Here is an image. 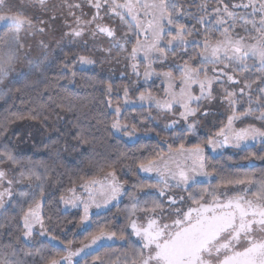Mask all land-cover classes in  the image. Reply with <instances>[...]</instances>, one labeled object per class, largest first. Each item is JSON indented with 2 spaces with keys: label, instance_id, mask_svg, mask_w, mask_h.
<instances>
[{
  "label": "snow or ice",
  "instance_id": "6c2138e0",
  "mask_svg": "<svg viewBox=\"0 0 264 264\" xmlns=\"http://www.w3.org/2000/svg\"><path fill=\"white\" fill-rule=\"evenodd\" d=\"M29 3L39 14L26 15L8 0H0V26L4 29L0 32V101L5 104L15 93L33 86L25 73L14 75L22 57L30 54L27 38L43 34L57 18L55 6L48 19L43 18L42 14L50 11L49 0ZM85 6L91 10L90 16L83 11ZM62 7L72 17V23L65 19L68 31L63 33L70 45L87 48L86 37L95 40L103 36L108 41L107 47L93 46L88 55L77 53L69 59V53H63L62 73H71L74 82L77 73L72 66L77 63L123 64L125 70L120 75L128 83L117 90L115 104L113 84L107 83L105 89L107 107L114 113L111 122L105 123V131L113 138L155 132L167 152L161 147L138 162L137 171L156 183H134L131 191L114 162L86 157L97 175L82 176L79 184L70 178L73 186L65 189L58 201L64 210L82 209L80 222L90 227L92 215L118 207L125 196L130 206L122 210L123 224L116 216V227L110 221L98 225L86 242L73 248L74 241L65 243L51 235L42 214L53 185L63 188L60 174L53 175L55 170L44 161H22L7 135L14 120L0 123V264H38L37 257L42 264H80L81 260L85 264H264V169L260 179L246 174L223 179L210 189L194 188L203 183L197 177L211 178L215 172V168L209 171L206 150L240 149L257 141L264 145V0H63ZM105 18L111 23H105ZM39 43L47 47L43 40ZM153 89H160L163 95L154 94ZM214 103L227 106V122L186 147V136L197 133ZM136 105L146 109L140 113L142 120L156 122L152 109L171 119L161 131L139 127L136 116L131 123L127 117L122 120L124 111ZM66 110L72 112L73 108ZM38 115L28 118L36 120ZM237 121L253 122L237 128ZM72 128L74 133L60 128L55 133L58 138L70 134L78 142L71 146L73 150L90 142L91 128L78 124ZM168 131L180 141L178 147L161 135ZM171 154L183 156L186 163L173 167ZM79 155L85 157V152ZM244 159L255 167V160L264 161V155L253 152ZM17 170L18 175L9 178V172ZM93 208L95 213L90 211ZM37 236L59 249L56 257H46L45 247H36L42 244ZM57 240L58 244L52 243ZM114 246L123 251L117 253Z\"/></svg>",
  "mask_w": 264,
  "mask_h": 264
},
{
  "label": "flooded vegetation",
  "instance_id": "af4514ba",
  "mask_svg": "<svg viewBox=\"0 0 264 264\" xmlns=\"http://www.w3.org/2000/svg\"><path fill=\"white\" fill-rule=\"evenodd\" d=\"M9 2L11 0H8ZM50 1V0H49ZM105 21H107V18H105ZM109 23V22H107ZM47 60L44 59L43 57H39L34 55L32 51H30V54L26 57H22L21 63L17 65L16 73L14 75H17L21 72L25 73L27 75V78L30 79V81H38V82H43L44 80L48 79L47 76L45 75H39L44 73V67L46 66ZM34 79V80H33ZM30 91V88L28 89ZM30 93V92H29ZM72 98L69 97H64V100H71ZM74 101V99H72ZM29 101V100H28ZM25 102L23 107H19L16 109L15 113L17 115H22L25 117V119H15V117L11 116L9 111H5L4 109L7 108V105L5 104L4 101H0V123H7L9 120H14V123H11L9 125V132L8 136L11 137V142L10 146H14V154H21L20 158L22 161L25 163L28 160H32L33 162L39 163L40 161H44L47 165H49L50 170L54 169L55 174H59L61 172L62 174H66L64 177L60 176V179L62 181L63 186L67 185V188L72 187L71 180H75V176H79L80 174L87 173L86 176L83 175V177H91L97 175V172L95 169L91 168L88 163L86 157H91V151H95L94 143L93 141L89 142L88 144L80 145L81 147L76 148L73 150L71 148L70 142L68 147L71 148H66L65 150L63 148V145L61 143L60 137H55L54 139L46 138L45 132L46 128L48 125H52V119L54 120L53 128L51 130H55L56 128L59 127V122L57 117L59 116L57 114V109L56 108L53 111V117L49 116L47 121L44 120V117H46L47 114H45L44 109L40 107L39 109L33 108H26L27 104ZM73 101H68V102H73ZM77 104L76 106V114L75 117L72 118V120L76 122V124L86 127L91 128V135L89 136V139H92V136L97 134L96 131H98L99 125L96 127L93 126L94 123V118L96 117L95 115L99 114V111L95 110L94 107L92 106V103L87 102V106H85L82 102L79 101V103L75 102ZM69 106L68 104H65L64 106L59 108V111L62 113L64 109H67ZM8 109V108H7ZM66 114H72V112L66 111ZM42 116L41 119H36L33 120L35 122H39L41 128H34L32 129L31 124H30V118H28L31 115H37ZM45 114V115H44ZM44 115V116H43ZM85 116V117H84ZM99 117V115L97 116ZM86 120V123L84 124L81 122V120ZM71 121V119H70ZM42 122V124H41ZM50 122V124H48ZM73 123H71L72 125ZM216 124L215 126H217ZM63 126V125H62ZM238 126V125H237ZM236 126V127H237ZM101 127L103 128V125L101 123ZM209 125H199V129L195 135H188L186 136V139L184 142L188 141V146L185 143L186 147H191L192 144L197 143L202 141L203 139L206 138L207 135L214 134L216 131H214V127L211 126L209 127L210 129H213V131L209 132L208 130ZM45 128V129H42ZM216 129V127H215ZM39 130V131H38ZM48 133L50 131H47ZM104 135V134H103ZM39 137V138H38ZM41 137L42 138L41 140ZM63 137V136H61ZM117 137V136H116ZM113 138L111 136H106L107 141L104 140L101 141L100 143L102 144L103 142H108L111 145L113 144L114 146H117V149L112 151L111 148H106V151L100 153H104V157L100 156L97 159H107L109 163H115V167L117 168L118 174L121 176L122 179L128 180V185L126 187L129 188L131 191V184L134 183H141V184H154L156 183L155 179H148L146 178V174L144 173H139L137 169H135L134 161L135 159H130L128 155H130V150L133 147H126L124 141L122 139H117ZM194 138V139H193ZM89 140V141H90ZM175 143L173 147H178L180 141L175 139ZM46 141L51 143L50 145H46ZM76 141V140H75ZM43 143V144H41ZM78 143V142H77ZM91 143V144H90ZM132 144V143H130ZM90 145V146H89ZM114 146H112L114 148ZM37 147V148H36ZM102 149V146H101ZM264 145H262L259 141H257L254 146L250 147H245L244 145L241 146L240 149H235L231 147H225L221 149H217L215 152H212L211 150H206L205 156L210 162L209 166V171L212 170V168H215V172L213 173V177L211 178H197L198 180L203 181V183L196 184L194 185V188L199 190L203 188H211L215 186L217 183H219L223 179L227 178H234V177H243L246 174L249 176H253L255 179H260V171L261 169H264V161L261 160H255V167L251 166V162L249 160L244 159L245 156L250 155L253 152L259 153L260 155H264ZM87 150V151H85ZM132 149L131 151H133ZM80 152H85L86 157L81 158L79 155ZM59 153V155H57ZM66 153V154H65ZM120 153H123V156H120ZM106 155H108L106 157ZM93 156H95V153H93ZM119 157V159H118ZM86 159V164L81 163V160ZM62 163L64 164V167H59L56 164ZM133 163V164H132ZM55 164V165H54ZM54 165V167L52 166ZM17 169H19V166H17ZM77 169V170H75ZM107 171V168L105 169ZM69 172V173H67ZM126 174V175H125ZM16 175H18V170L17 171H10L9 172V178H14ZM100 175H103V173H100ZM154 176V174H153ZM81 182L80 177L77 180V184ZM17 186H14V189H16ZM26 190V189H25ZM63 188H61L60 184H55L51 188V192L47 193L49 195V199L47 203L44 204L42 208V212L44 211L45 208L48 210H51V213L47 211V213L43 212V215L45 217V226L51 229V235L57 236L59 240L65 241V243L68 240L74 241L73 243V248L79 247L80 238H82V235H86V233H90L91 229L94 227L95 224L102 225L105 222H111L113 227L117 226L116 220H114V217L118 216L119 217V224H123L124 222V214H123V209L126 207L130 206L128 197L125 196L123 198V203H121L118 207H113L111 208V211H106V212H101V215L96 216L92 215L91 217V226L88 227L80 222V218L82 215V210L79 211V215L74 213V209L68 208L67 210H64V205L58 203L59 201V196L62 193ZM176 192H179V189L175 190ZM54 194V195H53ZM143 199V197H141ZM16 201L14 200L13 203ZM53 203V205L51 204ZM49 205V206H48ZM48 206V207H47ZM25 209L27 208V204L24 205ZM77 210V209H76ZM92 213H95L97 209L93 208L90 210ZM77 212V211H75ZM51 216L52 219L48 220L47 217ZM70 216V217H68ZM74 216V217H73ZM72 217L74 219H72ZM98 217H103V219L96 220ZM79 218V219H77ZM39 231V226H37V232ZM15 232V228H14ZM18 234V232H16ZM81 235V237H79ZM37 241L42 242L37 243L36 247H45V252L44 255L46 257H56L59 249L58 248H53L49 243L47 238L45 237H36ZM59 240L53 241V244H58ZM80 240V241H79ZM115 251L118 253L120 251H123V249H120L119 246H114ZM35 251V249H32ZM104 251H109L112 252L113 249H105ZM38 261V264H42V262L39 261V257L36 258ZM89 261L92 259V257L87 258ZM80 264H85L84 260L80 261Z\"/></svg>",
  "mask_w": 264,
  "mask_h": 264
},
{
  "label": "rangeland",
  "instance_id": "374dc122",
  "mask_svg": "<svg viewBox=\"0 0 264 264\" xmlns=\"http://www.w3.org/2000/svg\"><path fill=\"white\" fill-rule=\"evenodd\" d=\"M69 2H74V0H69ZM9 3L17 11L22 12V13H24L26 15H37V14H39L37 12V9H35V8H33L31 6V4L29 3V0H11ZM62 5H63V0H50L49 1L50 11L47 12V13H43L42 14L43 15V18L45 20L48 19V17L51 14V9L53 8V6H55L56 17L57 18L55 20H52V21L49 22V25L47 26L46 31L43 34L37 33L36 35L29 36L27 38V43L31 44V51L34 53V55L39 56V57L41 56V57H43L45 59L46 57H51L53 55V53H54V50L59 49V48L62 49L64 45L65 46L66 45L72 46V45H70V42H69V38L68 37L64 36L63 34H60L59 38H55L52 35V33L49 32V29L53 25L54 26L55 25L57 26V24H59L61 26V28L63 29V32L68 31V28L65 26V23H64L65 19H67V21L69 23H72V17L67 15L68 10H67V8L62 7ZM83 11L85 13H89V16H90L91 10L89 8H87L85 6L83 8ZM76 14L77 15H80V10L79 9L76 10ZM86 18H88V17H86ZM104 22L105 23H107V22L111 23L108 20L107 21H104ZM0 29H2V26H0ZM22 35H23V33H22ZM54 35L56 36L57 34L55 33ZM86 38L88 39V47L87 48H84L82 46H76L75 47L76 48V51H80L81 50L80 52L84 53V55H88L93 50V46H96V47H107L108 46L107 38H105L103 36H98L95 40H93L91 37H86ZM56 39L58 40V42L56 41ZM41 40H43L44 43L47 44V48H42L40 46V43L39 42ZM55 41H56V43H55ZM97 58H99V54H98ZM102 64L103 65H106V66L107 65L108 66H114L115 68H116V66L118 67L116 69H118L119 71H117L115 73V75H119V76L112 77V78H116V80H120V81L114 82L115 84H114V87L113 88H115V90L121 89L122 87H120V85L123 86L124 84H127L128 83V79H126V78L125 79H122L121 78V75H120V73L125 70L123 64H115V63H112V64L102 63ZM78 66H79V68H87V69L93 67V66H86V65H80V64H78ZM112 74H114V73H110V75H112ZM32 82H34V84H36L38 81H35L34 80ZM218 88H219V85H218ZM115 90H114V92H117ZM158 90L159 91H156V92L154 91V94L161 95L162 96L163 95L162 91L160 89H158ZM60 94H61L60 97H58V99L54 103H51L49 105H42V109H44L45 114H47L46 115L47 117H49V116H52L53 117V111L56 108H60V107L64 106L65 104H68L69 107H72L73 108V114L76 112V107H77L76 105L77 104H75L74 101L77 102V103H79V99L72 98L70 96L72 99H74V101L72 99L71 100H64V97L69 98V96H66L65 95L66 93L65 94L60 93ZM120 96L122 97V91L120 93ZM132 98L135 99V94L134 93L132 94ZM68 101H73V102H68ZM115 101L116 100L113 99V103L114 104H115ZM58 105H59V107H58ZM84 105L87 106V103H85ZM221 107H223V106H221ZM108 110L112 113V111L109 108H108ZM144 111H146V109H141V108H139L138 105H136V106H130L126 111H124L123 116L121 117V119L123 120L124 117H127L128 118V122L131 123L132 122V119H131L132 116H136L137 118H139L137 120V123H138V126L139 127L144 128V127H147L148 126V128H155L156 131H161L164 128L165 124L168 122V119H171V117H168L166 119L164 113H160L159 115H157V110L156 109H152L151 110L152 111V114L157 117L156 122H152V121H149V120H142V117L140 116V113L141 112H144ZM229 114H230V112H229V110H228V108L226 106L223 114L219 117V120L217 121V124L218 125L217 126H215L216 124L213 125L214 131H218L219 128L222 126V124L227 122V115H229ZM98 115H99V117H97ZM98 115H95L96 117L94 118V123H93V126H95V127L97 125H99L98 131H96L97 134L93 135L91 140L89 139L90 142L94 140L93 141V143H94L93 145L95 147V151H91V154H92L91 157L93 156V153H95V157L96 158H99L100 156L102 157V155L104 157V153L103 154L100 153L99 150H97V148L100 149L101 152L106 151L105 149L103 150V147L101 149L102 144L100 142L103 141L104 138L107 141L108 139H106V136H111L112 137V135H110L108 132L105 131V123H110L111 122V120L114 117V113H112V116L110 114V116H111L110 117V120L109 119L104 120L102 118V115H100V114H98ZM41 118H42V116H40V117L38 116L37 119H41ZM74 121H75V119H74ZM86 121H87V119L85 121L83 119L81 120V122H83L84 124L86 123ZM97 121H101L102 122L103 128L101 127V123H97ZM201 121H203V120L201 119ZM248 122H253V121H246L244 124H242L239 121H237L235 126L238 125L237 128L244 127L245 124L248 123ZM256 123H257V126H259L258 122H256ZM41 124H42V122H41ZM53 124H54V120L52 119V125H48L47 128L46 129L44 128V129L46 131H50L53 128ZM202 124L203 123L201 122L200 125H202ZM85 127H86V125H85ZM215 127H216V129H215ZM35 128H38V127H35ZM208 130H209V132L213 131V129H210L209 127H208ZM175 131H176V133H179V127H177V129ZM161 135L164 136V137H166L168 139V142L169 143H173V145H174V143H175L176 140H175L174 133L172 131L161 132ZM117 136L123 138L124 140H126L127 143H132V144L135 143V142H137L141 137H143V138H145V137H148V138L152 137V139H148L146 142L143 141L138 146H136L134 148H131V150L132 149H134V150L133 151L130 150V155H128V157H130V159H133V160L135 159V161H134V165H135L134 168L135 169H137L136 168V165L138 164L139 161L144 160L146 158H149V157L153 156L155 153H157L160 150L161 147H163L165 149V152H167V146L161 143L160 137H157L155 135V132L145 133L144 131H139L133 137H126V136H123V134H117ZM102 137H104V138H102ZM185 143L188 146V141H186ZM41 144H43V143H41ZM50 144L51 143H49L48 141H46V145L47 146L50 145ZM112 146H114V145L112 144ZM116 149H117V146H114L113 151L116 150ZM107 156L108 155H106V157ZM85 157H86V155H85ZM85 157H83V158H85ZM169 163L173 167H175V165L177 163L180 164V165H184L186 163V161H185L184 157L181 156V155L171 154V159L169 160ZM187 163L190 164L191 161H187ZM84 164H86V159L84 160ZM54 165H52V166L54 167ZM56 165H58L60 168L61 167H64V164H62V163H59V164H56ZM75 170H77V169H75ZM61 173H63V172H61ZM61 173H59L61 177H64L66 175L65 173L61 175ZM67 173H69V172H67ZM83 175L86 176L87 173H83V174H80L79 176H75L76 182H77L78 178L79 177H82ZM197 178H202V177H197ZM65 189H67V185L66 186H63L62 192H64ZM72 209H74V208H72ZM81 210L82 209H77V210L74 209V213H76V214L79 215V213H80L79 211H81ZM47 211H48L47 208H45L43 212L44 213H47ZM75 211H77V212H75ZM43 212H42V214H43ZM68 217H70V216H68ZM73 217H72V219H74ZM79 218H77V219H79ZM99 218L100 219H103V217H98V219H96V220H100ZM96 227H97V224L94 225V227L91 229L90 232L95 231L96 230ZM88 235H89V233H86V235H82V238H80V240L86 242V237ZM79 237H81V235H79Z\"/></svg>",
  "mask_w": 264,
  "mask_h": 264
},
{
  "label": "trees",
  "instance_id": "16d2710c",
  "mask_svg": "<svg viewBox=\"0 0 264 264\" xmlns=\"http://www.w3.org/2000/svg\"><path fill=\"white\" fill-rule=\"evenodd\" d=\"M59 26H60L59 24H57V26L56 25L55 26L53 25L52 27L50 26L51 28L49 29V32L52 33V35L55 38H59L60 34L64 33L61 26L60 27ZM3 30H4L3 28L0 29V32H2ZM54 32L57 34L56 36L54 35L55 34ZM56 41L58 42L57 39ZM80 51H76L75 47L68 46V45L66 46L64 45L62 49L59 48V49L54 50V53L51 57L45 58L48 62L46 66L44 67L45 68L43 71L44 73L39 74V75L47 76L48 79L44 80L43 82H37L36 84H34L33 82V86L30 87V91L26 90L22 93H15L13 95V99L10 100L9 104L7 105V108L10 110L9 113H15L16 109L19 107H23L24 104H26L25 102H27L28 100H29L28 101L29 104H27L26 108L31 107L32 110H34L33 108L39 109L40 107H42V105H49L51 103H54L58 99V97H60L61 95L60 93L62 94L66 93L65 94L66 96H69V97L71 96L72 98L79 99V101L81 100L80 102H82L83 104L87 102L92 103L93 104L92 106L94 107V109L99 111V114L102 115V118L104 120H107V119L110 120L112 113L108 110V107L106 104L107 94L105 92V89H106L107 83H112L114 87V84H115L114 82L120 81V80H116V78H112V77L119 76V75H115V73L119 71L118 69H116L118 67L116 66L115 68L114 66H108V65L106 66V65H103L102 63H97L95 66L87 69V68H79L78 64H75L72 66V69L73 71L77 73V75L74 79V82H72L71 73H67V74L62 73L61 65H62V62L64 61V57L62 53H65V52L69 53V59H72L73 56H75L77 53L84 55V53ZM110 73H114V74L110 75ZM101 81H105V83H101ZM120 87L122 86L120 85ZM214 87L218 89V85ZM114 90L115 88H113L112 99L116 100L117 96ZM153 91L156 92L159 90L154 89ZM49 96L52 97L51 100L48 99ZM225 108H226L225 105L221 107L218 103H214L210 108L209 116L207 118H202L203 121L201 122L205 125H209V127L217 124V121L219 120V117L223 114ZM66 111H67L66 109L63 110V113H62L63 120L58 121L60 123L58 128H60L62 131L66 133L68 132V129H71V132L74 133L76 129L72 128L71 123L73 124L76 123L72 120V118L75 117L76 113H74L73 115L66 114L67 113ZM57 114L61 116V112L59 111V108L57 109ZM138 119L139 118H137V120ZM69 121L71 123H68ZM30 124H31L32 129L33 127L41 128L39 127L41 126L39 122H35L32 119L30 120ZM48 124H50V122H48ZM44 136L50 139H54L55 137H57L55 130H50L49 133L46 131ZM42 138L44 137H41V140ZM116 138L120 139L121 137L117 136ZM60 139L62 140L61 143L64 149L69 148L68 147L69 142L71 146L77 144V141L72 139V136L70 134L64 135L63 137H60ZM121 139L122 141H124L126 147L134 148L138 146L139 144H141V142L143 141L146 142L148 139H152V137L150 138L141 137L137 142L133 144L127 143L126 140H124L123 138ZM104 146L107 148L108 147L111 148V150L113 151V147L110 143L108 142L102 143L103 150L104 149L106 150ZM78 147H81V146H78ZM51 204L53 205V203ZM48 211L51 213V210H48Z\"/></svg>",
  "mask_w": 264,
  "mask_h": 264
}]
</instances>
